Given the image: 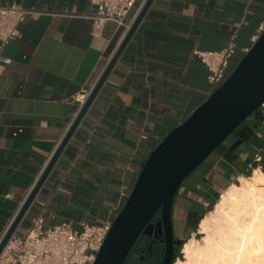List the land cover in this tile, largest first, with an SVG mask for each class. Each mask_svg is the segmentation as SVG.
<instances>
[{"label":"crops","instance_id":"1","mask_svg":"<svg viewBox=\"0 0 264 264\" xmlns=\"http://www.w3.org/2000/svg\"><path fill=\"white\" fill-rule=\"evenodd\" d=\"M146 2L136 1L131 28ZM10 4L39 14L1 52L12 62H0V244L85 105L76 96L94 90L128 34L109 22L95 37L88 0H0ZM263 22L264 0H153L14 235L39 216L45 228L77 231L114 221L151 152L217 89L194 51L233 41L231 73ZM255 170L264 172V108L184 181L173 203L175 239L194 233Z\"/></svg>","mask_w":264,"mask_h":264},{"label":"water","instance_id":"2","mask_svg":"<svg viewBox=\"0 0 264 264\" xmlns=\"http://www.w3.org/2000/svg\"><path fill=\"white\" fill-rule=\"evenodd\" d=\"M153 0H147L118 48L48 168L0 244V254L16 232L58 158L98 95ZM264 105V32L226 81L151 152L136 185L97 254L94 264H125L143 236L158 237L166 245L162 264H173L175 247H183L173 230V203L184 181L238 128ZM159 217L157 230L154 220Z\"/></svg>","mask_w":264,"mask_h":264},{"label":"built area","instance_id":"3","mask_svg":"<svg viewBox=\"0 0 264 264\" xmlns=\"http://www.w3.org/2000/svg\"><path fill=\"white\" fill-rule=\"evenodd\" d=\"M97 11L89 19L92 22V34L101 35L105 24L112 22L123 26L128 33L131 23L128 21L137 0H88ZM39 14L34 8H25L20 4H10L0 7V62L10 64L9 58L1 54L3 46L10 41L20 38L19 26L29 16ZM259 36L264 32V22L259 27ZM256 40V41H257ZM236 47L231 41L226 48L216 52L194 51L208 70L209 83L218 88L230 75L229 66ZM245 55L249 49L244 50ZM91 91H84L76 96V100L83 105ZM264 108V105L261 107ZM256 157V161H260ZM159 220L157 217L154 222ZM112 220L102 225L82 224V229L74 230L70 224L62 223L54 227L45 228L44 218L34 219L32 226L23 237L13 235L2 253L0 264H94L97 254L112 228ZM164 250H159L157 257L160 264L164 257ZM179 260V257L176 258ZM175 264V263H174Z\"/></svg>","mask_w":264,"mask_h":264},{"label":"bare ground","instance_id":"4","mask_svg":"<svg viewBox=\"0 0 264 264\" xmlns=\"http://www.w3.org/2000/svg\"><path fill=\"white\" fill-rule=\"evenodd\" d=\"M202 239H189L178 264H264V172L255 170L201 220Z\"/></svg>","mask_w":264,"mask_h":264},{"label":"flooded vegetation","instance_id":"5","mask_svg":"<svg viewBox=\"0 0 264 264\" xmlns=\"http://www.w3.org/2000/svg\"><path fill=\"white\" fill-rule=\"evenodd\" d=\"M159 220L155 223V230H157ZM165 249L166 245L158 237L143 236L133 248L125 264H160L157 253L159 250L165 252ZM180 249L181 247H175L176 255H178Z\"/></svg>","mask_w":264,"mask_h":264},{"label":"rangeland","instance_id":"6","mask_svg":"<svg viewBox=\"0 0 264 264\" xmlns=\"http://www.w3.org/2000/svg\"><path fill=\"white\" fill-rule=\"evenodd\" d=\"M241 183H239V184H237V185H240ZM212 211V210H211ZM208 214V213H207ZM206 214V215H207ZM205 217V216H204ZM203 217V218H204ZM202 218V219H203ZM201 219V220H202ZM200 224H201V221L198 223V225H197V229L194 231V233H189V234H187V235H185L184 236V239H183V242H184V244L189 240V239H191V238H193V237H195L196 239H202L203 237H204V235L200 232ZM177 257H179V260H182V261H184V254L182 253V247H181V249H180V251L178 252V255H177ZM174 263L175 264H178V260H175L174 261Z\"/></svg>","mask_w":264,"mask_h":264}]
</instances>
